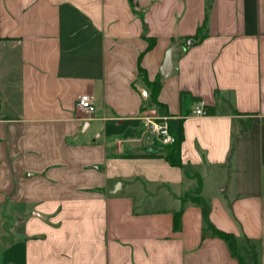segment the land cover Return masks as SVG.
Listing matches in <instances>:
<instances>
[{
    "label": "crops",
    "instance_id": "0c3cea01",
    "mask_svg": "<svg viewBox=\"0 0 264 264\" xmlns=\"http://www.w3.org/2000/svg\"><path fill=\"white\" fill-rule=\"evenodd\" d=\"M240 257L264 264V0H0V264Z\"/></svg>",
    "mask_w": 264,
    "mask_h": 264
},
{
    "label": "trees",
    "instance_id": "16d2710c",
    "mask_svg": "<svg viewBox=\"0 0 264 264\" xmlns=\"http://www.w3.org/2000/svg\"><path fill=\"white\" fill-rule=\"evenodd\" d=\"M198 38H199L198 35H196L195 39L197 40ZM153 44H154V40L150 39L149 48L152 47ZM140 75L143 77V79H144V81H145V83L147 85L152 86V93H151L149 99L153 103H156L157 102L156 94H157V92H158V90L160 88V83L159 82L152 83V82L148 81L147 80L146 71L143 68H140ZM176 145H177V143L172 145V146H176ZM166 158L172 164H175V165H181L182 164V162L179 159L176 158L174 150L168 151L167 154H166ZM188 200H191L193 202L200 203V204H205L204 200L201 197H198V196L194 197L191 194L186 193L183 196V201L185 203ZM182 212H183V209H181L180 211L176 212L175 216H174V229L176 231L180 230V228H181ZM205 218H206V222L208 224V227L211 229L212 233L214 235H216V236H219V237L225 239L228 242L229 247L232 250V252L234 253V255L238 256L239 254H238V246H237V237H236V235L233 234V233H230V232H227V231H224V230L216 228L214 225L211 224V222L209 221L207 215L205 216ZM240 261H241V264H244V260H243L242 257H240Z\"/></svg>",
    "mask_w": 264,
    "mask_h": 264
},
{
    "label": "built area",
    "instance_id": "2783aa9c",
    "mask_svg": "<svg viewBox=\"0 0 264 264\" xmlns=\"http://www.w3.org/2000/svg\"><path fill=\"white\" fill-rule=\"evenodd\" d=\"M76 107L86 114L88 117L95 113L96 105L89 96L80 97L77 100ZM193 114L198 116L208 115L209 112L203 102L196 105L193 110ZM145 125L155 133L162 145L169 146L174 145L178 142V138L170 130L168 123V117H163L162 120L155 116H145Z\"/></svg>",
    "mask_w": 264,
    "mask_h": 264
},
{
    "label": "water",
    "instance_id": "95a60500",
    "mask_svg": "<svg viewBox=\"0 0 264 264\" xmlns=\"http://www.w3.org/2000/svg\"><path fill=\"white\" fill-rule=\"evenodd\" d=\"M193 42L194 41L190 39L184 45L172 46L167 50L165 60L161 68L162 77L168 78L173 73V71L176 69L173 63V55L177 52L185 51L188 47L192 45ZM139 90L142 93L143 97L147 99L148 96H147L146 90L142 87H139ZM147 150L151 152H156L157 148L149 146L147 147Z\"/></svg>",
    "mask_w": 264,
    "mask_h": 264
}]
</instances>
